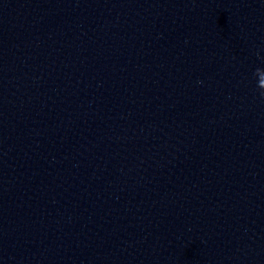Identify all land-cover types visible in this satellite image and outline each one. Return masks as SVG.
<instances>
[{
    "label": "water",
    "instance_id": "95a60500",
    "mask_svg": "<svg viewBox=\"0 0 264 264\" xmlns=\"http://www.w3.org/2000/svg\"><path fill=\"white\" fill-rule=\"evenodd\" d=\"M0 264H264V0H0Z\"/></svg>",
    "mask_w": 264,
    "mask_h": 264
}]
</instances>
